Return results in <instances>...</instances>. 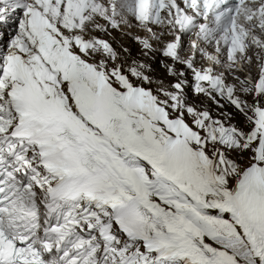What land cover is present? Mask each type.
<instances>
[{"label":"snow or ice","instance_id":"6c2138e0","mask_svg":"<svg viewBox=\"0 0 264 264\" xmlns=\"http://www.w3.org/2000/svg\"><path fill=\"white\" fill-rule=\"evenodd\" d=\"M10 22L0 264H264V0H0ZM133 27L143 58L104 38Z\"/></svg>","mask_w":264,"mask_h":264},{"label":"bare ground","instance_id":"6f19581e","mask_svg":"<svg viewBox=\"0 0 264 264\" xmlns=\"http://www.w3.org/2000/svg\"><path fill=\"white\" fill-rule=\"evenodd\" d=\"M125 31L126 32H130L131 31V29H125ZM112 34H114V31L112 32ZM115 35H116V37L117 38H119L122 42H124L126 45L128 44V35H122L119 31H116L115 32ZM109 40V39H108ZM110 41V40H109ZM111 42V41H110ZM130 44V46L129 47H131V49H133V48H140V46L139 45H137V44H135L134 42H130L129 43ZM139 52H141V50H139ZM138 57H141L140 56V53H139V55H138ZM153 63H154V61H153ZM158 68H160V66H158ZM161 69V68H160ZM158 74H159V76H164L163 75V70H158ZM154 75V74H153ZM154 76H157V75H154ZM166 79H168L167 77H165Z\"/></svg>","mask_w":264,"mask_h":264}]
</instances>
